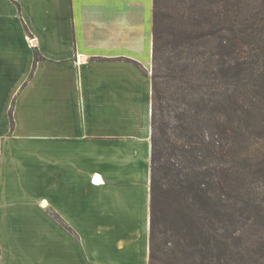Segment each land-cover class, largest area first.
<instances>
[{"label": "crops", "instance_id": "1", "mask_svg": "<svg viewBox=\"0 0 264 264\" xmlns=\"http://www.w3.org/2000/svg\"><path fill=\"white\" fill-rule=\"evenodd\" d=\"M153 25L154 0H0V226L19 251L149 264Z\"/></svg>", "mask_w": 264, "mask_h": 264}, {"label": "trees", "instance_id": "2", "mask_svg": "<svg viewBox=\"0 0 264 264\" xmlns=\"http://www.w3.org/2000/svg\"><path fill=\"white\" fill-rule=\"evenodd\" d=\"M153 33L149 264H257L264 0H154Z\"/></svg>", "mask_w": 264, "mask_h": 264}, {"label": "rangeland", "instance_id": "3", "mask_svg": "<svg viewBox=\"0 0 264 264\" xmlns=\"http://www.w3.org/2000/svg\"><path fill=\"white\" fill-rule=\"evenodd\" d=\"M252 2V0H251ZM153 68V67H152ZM152 73V71H151ZM261 84V90L264 96V73L261 77V82H259ZM210 127V126H209ZM211 130V127L209 129V131ZM260 133H264L263 130L259 131ZM254 141L256 142L257 145H255V149L253 147L254 153H259L260 151L264 150V141L262 140H258V139H254ZM67 228L71 229V227L66 226ZM9 230L8 227L5 226H0V264H45V259H44V255L42 256V254L39 253L40 256H38V258L36 257V253H34L32 250H30V253L28 252H24L22 250H18L17 248H15V246L17 245V242H13L10 240V234L9 232H7ZM41 231L44 233V227L41 228ZM20 233V231H18V234ZM234 234V233H233ZM248 234V233H247ZM230 235V233H229ZM232 235V233H231ZM237 244V243H236ZM257 245H254V250L257 249L256 247ZM258 251V252H257ZM257 252V264H264V251H253V253L255 254ZM21 254H25L27 255V257L25 256H20ZM30 254H32L31 256H29ZM247 256H249L246 253ZM240 259V254L238 253H234L233 256L230 258V262L229 264H235L236 261Z\"/></svg>", "mask_w": 264, "mask_h": 264}]
</instances>
